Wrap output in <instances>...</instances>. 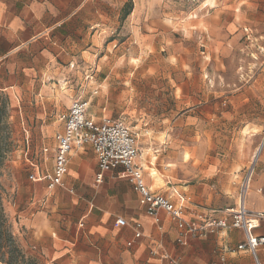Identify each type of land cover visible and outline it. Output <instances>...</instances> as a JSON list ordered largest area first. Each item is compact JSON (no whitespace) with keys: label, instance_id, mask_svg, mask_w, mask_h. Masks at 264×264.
Listing matches in <instances>:
<instances>
[{"label":"rangeland","instance_id":"1","mask_svg":"<svg viewBox=\"0 0 264 264\" xmlns=\"http://www.w3.org/2000/svg\"><path fill=\"white\" fill-rule=\"evenodd\" d=\"M89 5L102 35L92 32L86 53L72 55V66L46 79L52 105L35 94L29 104L22 97L12 104L0 93L7 149L1 170L9 175L17 169L27 179L26 161L49 167L53 154L42 157L41 150L54 146L61 117L76 100L89 102L95 121L121 119L139 156L165 171H174L182 157L202 172L214 163L238 170L246 161L248 131H263L264 140V0Z\"/></svg>","mask_w":264,"mask_h":264},{"label":"crops","instance_id":"2","mask_svg":"<svg viewBox=\"0 0 264 264\" xmlns=\"http://www.w3.org/2000/svg\"><path fill=\"white\" fill-rule=\"evenodd\" d=\"M89 2L0 0V93L7 95L12 104L21 97L29 104L32 94L41 99V104H53L46 79L56 78L69 64L72 66V55L86 53L87 37L92 32L102 35L101 30L94 29L101 22L89 15ZM128 22L134 34V22ZM88 24L92 25L89 34ZM248 135L246 161L238 170L230 164L221 168L214 163L202 172L190 158L182 157L174 171H165V167L145 160L144 154L136 165L152 191L166 193L169 181L185 194L192 202L185 218L199 226L208 220L229 221L224 211L236 208L248 160L260 146L244 205L250 213H264L263 131H248ZM53 148H47L48 153L41 156L53 154ZM26 162L29 175L50 172L53 166V160L43 168L36 162ZM32 163L37 168H31ZM67 167L63 186L52 190L46 188V182L29 181L17 169L9 175L5 168L0 170L3 213L26 263L214 264L222 254L226 264H253L247 253L235 251L244 240L240 230L216 231L205 239L177 244L175 223L163 212L158 213L157 221L148 217L138 204L134 186L121 178L119 171L104 173L102 182H95L97 164L90 147L72 153ZM117 219L126 225H117ZM135 223L141 227L139 238L134 236ZM253 234L264 236V222ZM257 256L264 263V247L258 249Z\"/></svg>","mask_w":264,"mask_h":264},{"label":"built area","instance_id":"3","mask_svg":"<svg viewBox=\"0 0 264 264\" xmlns=\"http://www.w3.org/2000/svg\"><path fill=\"white\" fill-rule=\"evenodd\" d=\"M88 110L89 102L87 101L76 100L71 103L67 113L61 117L63 129L57 136L52 151L51 171L31 174L28 176L29 181L46 182L48 190L62 187L68 172L70 155L90 147L97 164L95 182L101 183L104 173L119 171V176L127 179L134 186L138 194V204L148 217L157 221L158 213L163 212L175 223L178 231L177 244L186 245L189 239H205L216 231L236 229L243 233L244 240L235 251L247 253L253 264H264L257 256L258 249L264 247V236L256 237L253 234L260 222H264V213H250L244 205L253 172V161L239 185L236 208L224 211L229 221L227 219L208 220L195 226L187 222L185 218L192 206V202L185 194L179 192L169 181L166 183L168 186L166 193H156L145 185L142 170L136 165L139 157L136 138L123 121L112 118L95 121L88 114ZM47 153V148L41 151L43 156ZM30 167L34 169L37 165L32 163ZM116 223L121 226L126 225L122 219H117ZM133 229L135 238H139L140 225L135 223ZM172 264L176 263L172 261ZM214 264H226L224 256L221 254Z\"/></svg>","mask_w":264,"mask_h":264},{"label":"trees","instance_id":"4","mask_svg":"<svg viewBox=\"0 0 264 264\" xmlns=\"http://www.w3.org/2000/svg\"><path fill=\"white\" fill-rule=\"evenodd\" d=\"M131 8V5H125L124 8ZM2 108L0 107V122L2 119ZM6 138L0 134V170L3 166L7 149L5 147ZM21 251L15 245L12 239L6 219L3 213L2 204L0 200V264H25ZM26 264H30L27 262Z\"/></svg>","mask_w":264,"mask_h":264},{"label":"bare ground","instance_id":"5","mask_svg":"<svg viewBox=\"0 0 264 264\" xmlns=\"http://www.w3.org/2000/svg\"><path fill=\"white\" fill-rule=\"evenodd\" d=\"M247 132V131H246ZM248 134V133H247ZM259 148H260V146L258 147V149L256 150V152L254 153V156H253V159H252V161H253V163H255V161L257 160V157H258V154H259ZM259 151V152H258ZM153 175V174H152Z\"/></svg>","mask_w":264,"mask_h":264},{"label":"water","instance_id":"6","mask_svg":"<svg viewBox=\"0 0 264 264\" xmlns=\"http://www.w3.org/2000/svg\"><path fill=\"white\" fill-rule=\"evenodd\" d=\"M263 143H264V140H263ZM263 143H262V144H263Z\"/></svg>","mask_w":264,"mask_h":264}]
</instances>
